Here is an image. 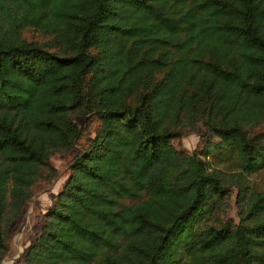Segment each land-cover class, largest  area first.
<instances>
[{"label": "trees", "instance_id": "1", "mask_svg": "<svg viewBox=\"0 0 264 264\" xmlns=\"http://www.w3.org/2000/svg\"><path fill=\"white\" fill-rule=\"evenodd\" d=\"M73 147L21 264H264V0H0V260Z\"/></svg>", "mask_w": 264, "mask_h": 264}, {"label": "rangeland", "instance_id": "2", "mask_svg": "<svg viewBox=\"0 0 264 264\" xmlns=\"http://www.w3.org/2000/svg\"><path fill=\"white\" fill-rule=\"evenodd\" d=\"M24 35L28 38H34L38 40H45L46 35L40 31L27 28L24 31ZM75 120L80 125L84 133H89L90 130L87 127L86 117L77 115ZM204 128L199 125L194 132L185 134L181 139L174 140L177 147L192 151H199L203 148V136ZM77 152V147L66 151L55 152L52 157V163L56 168L57 175L46 182H39L33 187V194L25 208L23 215L19 220L11 225V242L10 247L4 257L0 260V264H21V257L24 250L28 247L32 240L36 230L40 227L44 214L47 209L52 205L55 196L60 189L62 183L67 177L69 172V163ZM211 159L210 162L214 165L222 167L223 169L230 171L232 168L228 162L216 163V157L207 158ZM249 191L250 190H262L264 189V166L247 175ZM238 187L233 185L231 192L225 199L220 202V205L210 217L209 221L215 224H221L226 220H232L234 223L239 222L242 215V201L237 195ZM249 191L247 193H249Z\"/></svg>", "mask_w": 264, "mask_h": 264}]
</instances>
